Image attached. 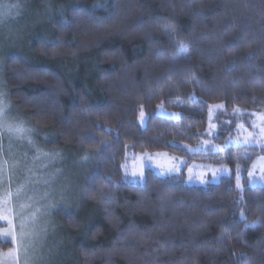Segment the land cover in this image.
Returning a JSON list of instances; mask_svg holds the SVG:
<instances>
[{"label":"trees","instance_id":"obj_1","mask_svg":"<svg viewBox=\"0 0 264 264\" xmlns=\"http://www.w3.org/2000/svg\"><path fill=\"white\" fill-rule=\"evenodd\" d=\"M24 13L21 44L0 54L3 96L28 142L95 161L77 201L53 213L54 264H264V187L246 175L264 147H224L230 123L264 115V0H26ZM218 104L222 150L190 153ZM162 151L231 174L123 179L128 160Z\"/></svg>","mask_w":264,"mask_h":264},{"label":"rangeland","instance_id":"obj_2","mask_svg":"<svg viewBox=\"0 0 264 264\" xmlns=\"http://www.w3.org/2000/svg\"><path fill=\"white\" fill-rule=\"evenodd\" d=\"M25 3L26 0H0V54L19 47L22 42L29 26ZM221 107L222 104L209 107L206 131L210 139L186 147L190 153H205L208 147L212 151L222 150L216 142L213 122ZM156 113L178 117L176 111L162 107ZM251 116L254 117L249 126L245 119L244 123L231 125L230 118L223 115V121L229 122V128L236 131L229 142L226 139L224 147L228 143L264 147V115L248 114L247 121ZM20 119L5 100L0 83V239L11 240V247L0 251V264H54L60 253L53 245L58 238L53 213L62 206L71 208L77 201L94 158L87 153L49 154L25 139L28 127H23ZM145 120V114L140 111L137 122L141 127ZM146 170L161 177H177L182 184L190 186L215 184L231 174L227 165L189 161L186 156L162 151L140 153L128 160L123 179L140 182ZM246 175L249 185L264 187V156L252 160ZM240 177L239 171H235L237 189L241 188Z\"/></svg>","mask_w":264,"mask_h":264},{"label":"snow or ice","instance_id":"obj_3","mask_svg":"<svg viewBox=\"0 0 264 264\" xmlns=\"http://www.w3.org/2000/svg\"><path fill=\"white\" fill-rule=\"evenodd\" d=\"M8 243H10V241H8Z\"/></svg>","mask_w":264,"mask_h":264},{"label":"crops","instance_id":"obj_4","mask_svg":"<svg viewBox=\"0 0 264 264\" xmlns=\"http://www.w3.org/2000/svg\"><path fill=\"white\" fill-rule=\"evenodd\" d=\"M258 186H260V185H258Z\"/></svg>","mask_w":264,"mask_h":264}]
</instances>
